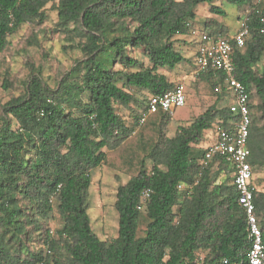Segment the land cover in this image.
I'll return each instance as SVG.
<instances>
[{
	"label": "trees",
	"instance_id": "1",
	"mask_svg": "<svg viewBox=\"0 0 264 264\" xmlns=\"http://www.w3.org/2000/svg\"><path fill=\"white\" fill-rule=\"evenodd\" d=\"M218 1L0 0V54L23 25L46 21L48 5L56 12L54 31L81 54L55 88L38 70L30 74L23 95L1 106L0 264L246 261L250 240L237 191L230 177L221 179L211 170L217 163L234 174L235 166L217 157L203 164V151L192 156L193 146L216 120L226 126L234 119L226 107H216L222 94L214 89L223 82L217 72L196 76L211 83L215 104L177 127L172 138L163 131L170 117L159 114L156 142L137 174L116 189V237L99 239L88 216L91 173L105 163L107 151L118 149L134 132L116 106L132 108L135 122V110L148 100L139 93L154 96L173 88L162 70L187 61L176 48L179 37L190 35L200 6L222 16ZM223 1L237 7L240 20L247 19L249 37L242 50L234 51L233 64L249 95V164L264 168V0ZM203 28L225 31L212 18ZM145 191L149 197L142 203ZM253 203L260 227L264 194L256 189ZM54 212L60 228L52 231L47 219ZM142 213L146 223L138 237Z\"/></svg>",
	"mask_w": 264,
	"mask_h": 264
},
{
	"label": "rangeland",
	"instance_id": "2",
	"mask_svg": "<svg viewBox=\"0 0 264 264\" xmlns=\"http://www.w3.org/2000/svg\"><path fill=\"white\" fill-rule=\"evenodd\" d=\"M216 5L220 6L224 12L222 16L215 15L220 21L216 19L220 26L225 29L221 33L228 35V29L232 32L237 29L240 12L235 5L223 0H219ZM49 6H47L45 22L39 25L37 23L23 25L17 33L9 37L8 47L0 54V115L3 104L12 97L23 95L25 83L32 72L35 73L39 70L43 82L53 89L60 77L71 68L74 61L81 58L80 52L72 48L70 42L66 41L65 35L62 32L54 31L57 17L56 12L50 10ZM207 9L205 7L197 10L193 28L200 32L204 31V15ZM216 29V31L220 30ZM185 39L182 38L176 44V48L187 57L188 61L172 70L164 69L162 72L172 85L182 83L186 102H188L186 107L190 110L194 109L198 113L197 115H200L213 103L215 104L217 97L209 81L198 79V77H193L194 80L190 78L194 70L193 59L196 48L194 41L196 39L192 42H188L187 38ZM135 55L137 56V54ZM261 65H264V60H262ZM178 77L181 78L178 80ZM4 84L7 85V88L3 87ZM149 96V94H145V96L138 94V97L144 99V102ZM252 102L256 103V100ZM144 109L145 107L142 110L139 109V112L135 110L136 120L134 122L130 114L132 108L128 110L116 106L117 113L127 125L134 128V132L118 149L107 151L105 163L91 173L88 216L91 229L103 241H110L117 235L118 216L114 207L117 187L124 185L128 179L137 174L141 161L157 139L161 115L156 114L150 117L145 124L139 125L137 118ZM182 109H178L173 117H170L171 120L168 125L163 128L167 138H172L175 135L178 127V113L180 114ZM194 116L196 115H193L189 121L182 125H186L194 119ZM260 124H264V120L260 121ZM198 155V151L193 149L192 156ZM146 165L149 169L151 162L146 161ZM252 172L254 182H257V178L259 181L264 180V168H253ZM232 181L233 178L230 176V184ZM145 223V214L142 213L137 232L138 237L143 235ZM47 225L52 231L60 228L59 218L55 212L48 217ZM35 247L37 245H32V248Z\"/></svg>",
	"mask_w": 264,
	"mask_h": 264
},
{
	"label": "built area",
	"instance_id": "3",
	"mask_svg": "<svg viewBox=\"0 0 264 264\" xmlns=\"http://www.w3.org/2000/svg\"><path fill=\"white\" fill-rule=\"evenodd\" d=\"M260 0H255L259 3ZM247 19L242 18L237 32L229 37L218 32H209L190 29V36L197 39V54L194 60L195 76L208 73L209 71L220 73L223 76V89L232 102L228 110L234 119L227 122L226 126L216 125L215 140L212 145L204 150L201 163L206 164L213 158L225 159L235 166L233 185L237 191L238 205L246 215L247 232L250 245L246 255V261H229L223 259L222 264H264V243L262 231L257 223L253 196L255 187L252 183L253 173L249 164V150L247 139L250 128V114L248 107L249 95L245 86L235 77L233 54L235 50H242L245 41L249 37ZM223 90L217 86L215 93L220 94ZM186 104V94L183 86L177 85L160 95L150 96L145 109L137 118V123L143 125L156 114H164L173 117L175 112ZM149 197L145 191L142 203ZM141 205V204H140ZM143 210L144 206H139Z\"/></svg>",
	"mask_w": 264,
	"mask_h": 264
},
{
	"label": "crops",
	"instance_id": "4",
	"mask_svg": "<svg viewBox=\"0 0 264 264\" xmlns=\"http://www.w3.org/2000/svg\"><path fill=\"white\" fill-rule=\"evenodd\" d=\"M206 6H200V7H198L197 8V10L198 9H204ZM197 10H196V16H197ZM207 12H208V9H207ZM207 12H205L206 14L204 15V19H206V18H212V19H214V20H218V18H216L215 17V15H212V14H210L209 12L207 13ZM216 20V22L218 23V21ZM238 20H239V22H240V18L238 17ZM220 22V21H219ZM219 25H220V23H218ZM223 24V23H222ZM228 28V27H227ZM238 28H239V25H238V27H237V29H235V30H233V32L230 30V29H228V35L227 36H229V37H232L236 32H237V30H238ZM208 30V29H207ZM206 31V30H205ZM210 31H212V29H210ZM182 38H187L188 39V42H192L194 39L193 38H191V36L189 35V36H182V37H179V39L181 40ZM186 40V39H185ZM194 43H195V45H196V48H195V52H194V54H195V56H196V54H197V47H198V41H197V39L194 41ZM183 56L185 57V59L188 61V59H187V57L183 54ZM194 60H195V57H194V59H193V67L195 68V66H194ZM187 61H184V62H182V63H186ZM182 63H180L179 65H181ZM178 66V65H177ZM176 68V67H175ZM166 76V75H165ZM193 77H196L195 75H194V73H193V71H192V74L190 75V78L191 79H193ZM179 78H181V77H178V80H179ZM189 78V77H188ZM194 80V79H193ZM177 85H181V86H183L182 85V83H178V84H176V85H173V87L174 86H177ZM219 87L221 88L222 87V92L220 93V94H222V97L220 98V100H218V103H216V107L217 108H227L228 109V106H229V104H231V102H232V99H231V97L228 95V94H226L225 92H224V89H223V85H219ZM183 88H184V86H183ZM185 91V90H184ZM188 102H186V104H187ZM185 104V106L183 107V109H182V111H181V113L179 114L178 113V127L179 126H182V124L184 123V122H187V121H189L190 120V118H192V116L193 115H196V116H194V118H196L197 116H199V115H197L198 113L196 112V111H194V109H189L188 107H186L187 105ZM214 104V103H213ZM212 104V105H213ZM211 105V106H212ZM208 109V108H207ZM204 112V111H203ZM202 112V113H203ZM201 113V114H202ZM200 114V115H201ZM157 115H159V114H157ZM154 116V115H153ZM152 117V116H151ZM193 120V119H192ZM218 121L219 120H216L215 121V123L213 124V126L211 127V128H209L208 130H205L204 131V133H203V136H202V139H201V141L199 142V144H197V145H194L193 146V149H195V150H197L198 151V153H199V155L198 156H200V154L202 153V151L204 152V150L205 149H207L210 145H212L213 144V142H214V140H215V128H216V125H217V123H218ZM218 165H217V163H215V164H213V167L211 168V170L212 171H214V172H216V173H220V178L221 179H225L226 178V176H228V177H232L233 176V174H230L228 171H229V169H231V167L230 166H228V167H226V166H224V165H222V166H219V167H217ZM257 182H258V184H257ZM257 182L255 181L254 182V174H253V179H252V183H253V185L255 186V189H256V191L257 192H260V193H263L264 194V180L263 179H261L260 181L258 180V178H257ZM258 219H259V222H260V227L262 228V230L264 231V212H259V215H258Z\"/></svg>",
	"mask_w": 264,
	"mask_h": 264
}]
</instances>
